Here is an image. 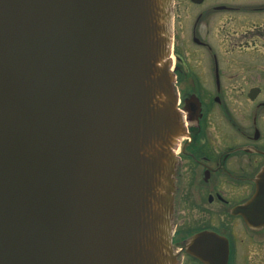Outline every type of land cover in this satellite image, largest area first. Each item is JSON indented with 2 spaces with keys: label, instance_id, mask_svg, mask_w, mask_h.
<instances>
[{
  "label": "water",
  "instance_id": "1",
  "mask_svg": "<svg viewBox=\"0 0 264 264\" xmlns=\"http://www.w3.org/2000/svg\"><path fill=\"white\" fill-rule=\"evenodd\" d=\"M173 37V0H0V264H177Z\"/></svg>",
  "mask_w": 264,
  "mask_h": 264
},
{
  "label": "flooded vegetation",
  "instance_id": "2",
  "mask_svg": "<svg viewBox=\"0 0 264 264\" xmlns=\"http://www.w3.org/2000/svg\"><path fill=\"white\" fill-rule=\"evenodd\" d=\"M181 7L199 11L191 42L211 53L214 88L202 92L176 48L180 107L196 96L201 112L176 149L173 251L178 264H264V0H174L175 40Z\"/></svg>",
  "mask_w": 264,
  "mask_h": 264
},
{
  "label": "rangeland",
  "instance_id": "3",
  "mask_svg": "<svg viewBox=\"0 0 264 264\" xmlns=\"http://www.w3.org/2000/svg\"><path fill=\"white\" fill-rule=\"evenodd\" d=\"M198 14L199 11L193 13L191 11L185 10L184 7L180 8L179 17L177 19L179 35L175 40L174 49L179 47L183 52L187 63L186 71H189V73H193V76L197 78L199 77L202 80L200 84L203 90L202 92L211 93L213 92L214 86H212L210 80H207V78L210 79L211 75L204 74L203 70V65H206L207 63H210V61H212L211 53L207 49L202 50L197 48L191 42V26H193V21L194 19H196ZM202 22L203 21H201L200 24H202ZM210 23L211 22H205L201 25L200 31L202 32V35L200 36V38L203 39L204 37V39H206V41H208L214 47V29L212 30V32L208 31ZM188 24L190 25V31L187 29ZM200 51H202V53ZM174 61L176 62L175 57ZM200 63L202 64V66H200Z\"/></svg>",
  "mask_w": 264,
  "mask_h": 264
}]
</instances>
